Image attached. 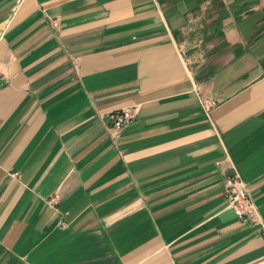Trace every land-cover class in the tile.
I'll use <instances>...</instances> for the list:
<instances>
[{"label": "crops", "instance_id": "0c3cea01", "mask_svg": "<svg viewBox=\"0 0 264 264\" xmlns=\"http://www.w3.org/2000/svg\"><path fill=\"white\" fill-rule=\"evenodd\" d=\"M0 264H264V0H0Z\"/></svg>", "mask_w": 264, "mask_h": 264}, {"label": "built area", "instance_id": "2783aa9c", "mask_svg": "<svg viewBox=\"0 0 264 264\" xmlns=\"http://www.w3.org/2000/svg\"><path fill=\"white\" fill-rule=\"evenodd\" d=\"M213 104V100H204L203 107L207 114ZM137 110V106L131 105L107 112L108 128L119 131L129 125L134 121ZM224 192L228 205L233 209L236 216L245 218L251 224L259 223L256 206L250 196L247 184L235 168L225 178Z\"/></svg>", "mask_w": 264, "mask_h": 264}]
</instances>
